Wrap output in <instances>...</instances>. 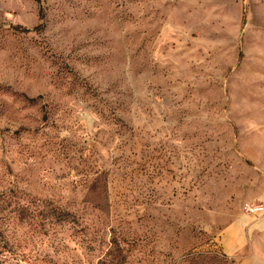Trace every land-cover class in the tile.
<instances>
[{
  "label": "rangeland",
  "instance_id": "rangeland-1",
  "mask_svg": "<svg viewBox=\"0 0 264 264\" xmlns=\"http://www.w3.org/2000/svg\"><path fill=\"white\" fill-rule=\"evenodd\" d=\"M2 192L0 264H234L264 0H0Z\"/></svg>",
  "mask_w": 264,
  "mask_h": 264
},
{
  "label": "crops",
  "instance_id": "crops-1",
  "mask_svg": "<svg viewBox=\"0 0 264 264\" xmlns=\"http://www.w3.org/2000/svg\"><path fill=\"white\" fill-rule=\"evenodd\" d=\"M264 240V211L256 216L240 212L220 231V246L232 256L234 264H261L256 256Z\"/></svg>",
  "mask_w": 264,
  "mask_h": 264
},
{
  "label": "built area",
  "instance_id": "built-area-1",
  "mask_svg": "<svg viewBox=\"0 0 264 264\" xmlns=\"http://www.w3.org/2000/svg\"><path fill=\"white\" fill-rule=\"evenodd\" d=\"M241 208L244 212L249 214H259L264 210V205L261 201H245Z\"/></svg>",
  "mask_w": 264,
  "mask_h": 264
},
{
  "label": "trees",
  "instance_id": "trees-1",
  "mask_svg": "<svg viewBox=\"0 0 264 264\" xmlns=\"http://www.w3.org/2000/svg\"><path fill=\"white\" fill-rule=\"evenodd\" d=\"M4 194H5L4 192L0 193V210L4 207L3 201H5V196H6Z\"/></svg>",
  "mask_w": 264,
  "mask_h": 264
}]
</instances>
